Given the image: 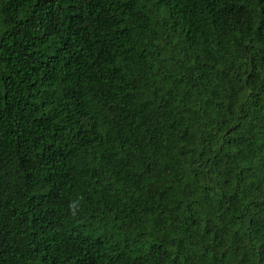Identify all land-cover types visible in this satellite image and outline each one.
<instances>
[{
	"label": "trees",
	"instance_id": "trees-1",
	"mask_svg": "<svg viewBox=\"0 0 264 264\" xmlns=\"http://www.w3.org/2000/svg\"><path fill=\"white\" fill-rule=\"evenodd\" d=\"M0 264H264V0H0Z\"/></svg>",
	"mask_w": 264,
	"mask_h": 264
},
{
	"label": "clouds",
	"instance_id": "clouds-1",
	"mask_svg": "<svg viewBox=\"0 0 264 264\" xmlns=\"http://www.w3.org/2000/svg\"><path fill=\"white\" fill-rule=\"evenodd\" d=\"M69 208L73 216L77 215V209L79 208V202L73 201L72 203H70Z\"/></svg>",
	"mask_w": 264,
	"mask_h": 264
}]
</instances>
